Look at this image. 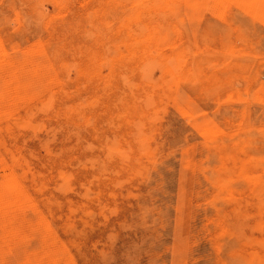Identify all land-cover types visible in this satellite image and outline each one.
Masks as SVG:
<instances>
[{
    "label": "rangeland",
    "instance_id": "obj_1",
    "mask_svg": "<svg viewBox=\"0 0 264 264\" xmlns=\"http://www.w3.org/2000/svg\"><path fill=\"white\" fill-rule=\"evenodd\" d=\"M0 264H264V0H0Z\"/></svg>",
    "mask_w": 264,
    "mask_h": 264
}]
</instances>
